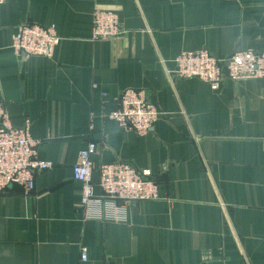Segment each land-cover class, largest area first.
<instances>
[{"label":"crops","instance_id":"1","mask_svg":"<svg viewBox=\"0 0 264 264\" xmlns=\"http://www.w3.org/2000/svg\"><path fill=\"white\" fill-rule=\"evenodd\" d=\"M95 8L116 12L125 33L93 41ZM25 23L56 30L52 57L16 55ZM197 50L264 51V0L0 5V101L53 163L33 192L0 191V264H264V79L213 89L175 76V58ZM129 88L161 112L148 134L109 117ZM89 142L95 182L101 164L125 161L151 172L159 198L119 202L123 220L87 219L73 167Z\"/></svg>","mask_w":264,"mask_h":264},{"label":"built area","instance_id":"2","mask_svg":"<svg viewBox=\"0 0 264 264\" xmlns=\"http://www.w3.org/2000/svg\"><path fill=\"white\" fill-rule=\"evenodd\" d=\"M7 0H0V5ZM125 31L118 14L95 8L93 13V41L115 39ZM61 38L52 27L35 23L23 24L13 38L12 47L22 59L33 56L52 57ZM173 73L179 78H199L219 89L225 80L264 79V51L242 50L225 58H218L207 50L184 51L175 58ZM118 108L109 114L119 126L139 135L148 134L161 116L160 110L149 100L145 90L126 89L117 98ZM29 126L15 127L0 101V191L11 185L22 186L27 193L35 189L36 174L53 166L52 162L37 158V146ZM97 144L89 142L79 152L73 167V178L82 184L78 203L87 219L123 220L119 202L130 204L159 198L161 184L149 170H140L125 161L101 164L99 178L94 181L92 155ZM101 189V195L95 188ZM87 258L85 248L82 261ZM111 264V263H108Z\"/></svg>","mask_w":264,"mask_h":264}]
</instances>
